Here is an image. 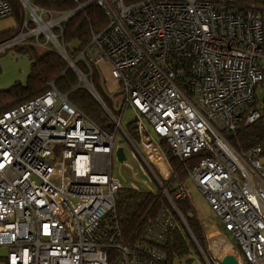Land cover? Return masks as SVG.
Segmentation results:
<instances>
[{"label":"built area","instance_id":"built-area-1","mask_svg":"<svg viewBox=\"0 0 264 264\" xmlns=\"http://www.w3.org/2000/svg\"><path fill=\"white\" fill-rule=\"evenodd\" d=\"M20 1L29 17L0 48L50 44L91 89L93 66L108 63L125 90L123 110L129 106L137 114L147 166L155 163L148 150L153 145L166 157L142 115L181 161L205 153L186 167L188 177L250 264H264V140L240 152L225 135L261 114L263 0H87L70 10ZM90 3L103 10L107 24L92 32L73 59L62 42L64 28ZM13 15L10 1L0 0V20ZM49 85L0 114V248L7 249L6 263L172 264L164 248L178 225L171 209L145 216L128 235L122 231L116 202L122 185L111 174L120 146L116 135L121 130L129 137L122 114L111 115L110 132L73 104L69 92L54 81ZM53 143L62 147V160H52ZM151 171L158 188L147 184V192H161L174 206L187 196L179 180L170 181L169 171ZM228 245L232 252L224 256L244 264L240 250ZM224 256L213 264H222Z\"/></svg>","mask_w":264,"mask_h":264},{"label":"trees","instance_id":"trees-1","mask_svg":"<svg viewBox=\"0 0 264 264\" xmlns=\"http://www.w3.org/2000/svg\"><path fill=\"white\" fill-rule=\"evenodd\" d=\"M14 16L20 21L23 18L22 3L20 0H9ZM39 5L51 6L60 8L59 10H70L75 8L78 3H84L87 0H32ZM140 0H124L126 4H131ZM264 9V0L258 3ZM19 16V17H18ZM107 24V18L103 10L96 4L90 3L86 7L80 9L72 17H70L65 25L62 42L65 45L71 58H76L78 53L90 42L92 32L99 31ZM17 31V30H16ZM13 29L0 33V44L8 41L13 36ZM76 42V45H73ZM20 49L28 51L32 56V69L25 83L15 82L10 87L0 90V114L13 108L29 99L35 98L44 93L50 88L49 83L54 81L55 86L61 92H69V99L73 104L83 109L88 115L95 119L103 128L113 129V123L106 111H101V103L92 95L86 86L79 81V76L74 69L67 64L68 61L63 58L56 49L47 50L40 53L35 47L19 46ZM77 66L81 71L87 73L88 67L86 64L78 60ZM94 68L92 79L94 83ZM80 82V84H78ZM95 85V83H94ZM264 87V85H263ZM96 90L97 87L95 86ZM102 100L106 101L103 95L98 91ZM262 100L258 97V101ZM104 101V102H105ZM260 117L246 125H240L234 132H228L226 135L230 143L240 152L250 149L264 140V99L260 104ZM103 112V115L98 112ZM131 138L139 140V132L135 121L130 124V132L127 131ZM134 140V139H133ZM135 141V140H134ZM169 163L174 169L170 181L173 179L179 180L188 176L187 168L198 162L205 155L204 152L188 158L186 161H181L179 157L173 154L167 141L161 138L158 142ZM190 165V166H189ZM165 170V167H162ZM183 184V183H182ZM131 191L125 197H116L117 216L122 228V231L128 235L131 233L143 220L145 216L154 215L161 207L170 209L171 204L161 192L151 193L146 190H129ZM124 198V199H123ZM172 205V204H171ZM175 206L181 215L186 220L194 238L205 248L206 228L203 226L202 219L196 213V210L190 200L189 195L183 199L175 200ZM172 210V209H171ZM177 218L178 225L164 244L168 258L172 264H175L176 259L181 256L193 252L191 248H195L194 242L191 239L184 223L180 222L176 212L172 210Z\"/></svg>","mask_w":264,"mask_h":264},{"label":"rangeland","instance_id":"rangeland-1","mask_svg":"<svg viewBox=\"0 0 264 264\" xmlns=\"http://www.w3.org/2000/svg\"><path fill=\"white\" fill-rule=\"evenodd\" d=\"M51 8H54V7H51ZM55 9L59 10L60 8L55 7ZM22 14H23V18L21 19L22 21L18 20L16 16L13 15V18L16 22V25L12 28L14 31L13 32L14 35H16L19 32L22 22L26 20V16L28 15L29 17V13L26 12L25 7L22 8ZM19 46L31 47L32 45H22V44L18 45L17 44L11 47L0 48V90L10 87L15 82L25 83L28 79V76L31 73L32 56L28 51L24 49H20ZM36 49L40 53H44L47 50H52L53 48L49 44L48 46H37ZM60 54L63 58H65L63 53H60ZM67 64L69 65L70 68L75 70L74 67L70 66L69 62ZM93 68H94V76H95L94 77L95 85L92 82V79L88 78L89 83L92 87V89L88 88V90H90V92L94 91L95 95L100 97V94L97 92L99 91L103 95V97L106 99V101L104 100L105 104L108 106L111 112L118 118L122 114V121H121L122 125L125 131L130 132V124L132 123V121H134L137 118V114L134 111V109L129 106H127L123 110L125 90L122 88V86L119 85L117 81H116V84L114 83L112 84L110 77H109L108 70L100 69V67H98L97 65H94ZM79 81L81 82L80 77H79ZM80 82L78 84H80ZM263 85H261L257 90V94L260 99L264 98ZM95 86L97 87V90ZM104 105L101 104L102 106L101 111L104 110L107 112L108 108L107 106L105 107ZM98 114L103 115V112L99 111ZM142 118H143L144 125L146 126L148 134H150L152 138L160 142L161 137L158 134H156V132L154 131L148 119L144 115H142ZM107 130L110 132L113 131V129L111 130L110 128ZM133 139L135 140V142H138L136 138H133ZM115 140H116V143H120L121 146L124 147L125 153H126L125 160L123 162H120L117 159L116 151H115L113 154V161H112V167H111V174L114 177L118 178L122 185L120 192L118 193L120 197H125L127 194H129L131 192L129 190H133V189L135 190L134 188L135 185H137V187L141 186V188H143L144 187L143 185H147L148 183L152 185L155 189H157L158 183L156 182L154 174L151 170L153 169L158 176H161V174L162 175H166V174L165 173L160 174V172H158L159 168L158 166H156V163H151V169L147 166L145 159L142 157V155H144L145 158L148 159L147 153L144 147L142 146L140 147L138 143L133 144L126 137V134L123 133V131L121 130L116 135ZM50 146L54 150V155H53L52 160L53 161L62 160V156H61L62 147L60 146V144L53 143V144H50ZM165 162L168 165V171L170 174L169 178H171L172 174H174V169L172 165L169 163L168 159H166ZM182 181H183L182 183L184 187L186 188L188 192L190 200L196 210V213L202 219L203 226L206 228V231H205L206 247L203 248L194 238L190 228L188 227L186 223V220L184 219L185 221L184 220L182 221V219L180 218V215L178 213V209L176 208V206L169 204L170 209L176 212V215L177 217H179L180 222L184 223V226L189 232V235L195 245V248H191L193 252L183 255L181 256V258L176 259L175 264H208V261L211 264H213L214 261L217 260V258L222 257L225 254H230L232 250L230 249L228 245V240L226 239V237L223 235L222 232H224L227 238H229L230 242H232L240 250V252L242 253L244 264H250V262L245 257L237 239L234 237V235L230 231L224 228V224L222 222L221 217L211 208L208 200L206 199L204 194L201 192L199 187L196 185V183L188 176L182 179ZM118 194H117V197H118ZM167 200L169 201V199ZM212 224L217 229L221 230L222 232L214 228ZM6 254H7V249L0 248V264H7L6 259H5Z\"/></svg>","mask_w":264,"mask_h":264},{"label":"crops","instance_id":"crops-1","mask_svg":"<svg viewBox=\"0 0 264 264\" xmlns=\"http://www.w3.org/2000/svg\"><path fill=\"white\" fill-rule=\"evenodd\" d=\"M16 25V22H15V20H14V18L13 17H9V18H6V19H2V20H0V33L1 32H4V31H7V30H10V29H12L14 26ZM73 45H76V42L73 44ZM33 47H37V46H33ZM98 67H100V69H106V70H108V72H109V77H110V80H111V82H112V84L114 83V84H116V80H114V78L111 76V74H110V65L108 64V63H106V62H102V63H100V64H98L97 65ZM82 83V82H81ZM83 84V83H82ZM84 85V84H83ZM85 86V85H84ZM87 87V86H86ZM88 88V87H87ZM90 91V90H89ZM98 92V91H97ZM91 93L93 94V92L91 91ZM95 94V93H94ZM93 94V95H94ZM95 97V96H94ZM101 97V96H100ZM99 97V98H100ZM96 98V97H95ZM101 100H102V98H101ZM103 103L105 104V102L103 101ZM105 106H107L106 104H105ZM107 108H108V106H107ZM107 113H108V115L110 116V118H111V115H114L112 112H111V110L108 108V110H107ZM121 117V116H120ZM119 117V118H120ZM112 119V118H111ZM121 121H122V118H121ZM119 132V131H118ZM124 133V132H123ZM128 133V132H127ZM129 135V134H128ZM148 135H150V134H148ZM133 144H137L138 143V145H140V147H141V142H140V140H137L138 142H135L132 138H131V136L129 135V137L128 136H126ZM150 138H152V136L150 135L149 136ZM154 139V138H153ZM155 140V139H154ZM156 142H158L157 140H155ZM120 144V143H119ZM120 146H121V144H120ZM166 157V156H165ZM166 159H167V157H166ZM165 159V160H166ZM144 183V182H143ZM148 184V183H147ZM144 187L143 188H141V186L140 187H137V185H135V189H137V190H142V191H144L146 188H147V185H143ZM212 226L214 227V228H216L213 224H212ZM217 229V228H216ZM217 230H219V229H217ZM220 232H222L221 230H219ZM223 233V235L226 237V239L228 240V241H230L229 240V238H227V236L225 235V233L224 232H222ZM232 243V242H231Z\"/></svg>","mask_w":264,"mask_h":264},{"label":"water","instance_id":"water-1","mask_svg":"<svg viewBox=\"0 0 264 264\" xmlns=\"http://www.w3.org/2000/svg\"><path fill=\"white\" fill-rule=\"evenodd\" d=\"M94 94V93H93ZM94 96L100 101L101 104L104 105L103 103V100H101L97 95L94 94ZM105 106V105H104ZM106 107V106H105ZM116 156H117V159L120 161V162H123L126 158V153H125V149L123 146H119L117 149H116ZM222 264H237V259L235 258V256L233 255H226L222 258V261H221Z\"/></svg>","mask_w":264,"mask_h":264},{"label":"bare ground","instance_id":"bare-ground-1","mask_svg":"<svg viewBox=\"0 0 264 264\" xmlns=\"http://www.w3.org/2000/svg\"><path fill=\"white\" fill-rule=\"evenodd\" d=\"M146 144H148V142H146ZM148 150L151 153V156H152L153 160L155 161L156 165L158 166L159 170L162 173H165L166 174L167 171H168V165L165 162V159L159 154L160 152L157 149L154 148V145L152 147H149ZM161 167H165V170H162ZM220 245H221V243H220Z\"/></svg>","mask_w":264,"mask_h":264}]
</instances>
